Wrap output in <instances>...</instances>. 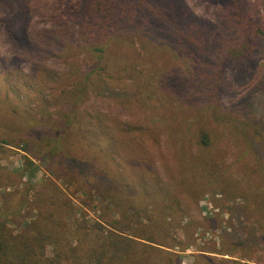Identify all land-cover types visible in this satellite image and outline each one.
<instances>
[{
	"label": "rangeland",
	"instance_id": "obj_1",
	"mask_svg": "<svg viewBox=\"0 0 264 264\" xmlns=\"http://www.w3.org/2000/svg\"><path fill=\"white\" fill-rule=\"evenodd\" d=\"M93 2L0 0V264H264V38L235 59L223 0Z\"/></svg>",
	"mask_w": 264,
	"mask_h": 264
},
{
	"label": "trees",
	"instance_id": "obj_2",
	"mask_svg": "<svg viewBox=\"0 0 264 264\" xmlns=\"http://www.w3.org/2000/svg\"><path fill=\"white\" fill-rule=\"evenodd\" d=\"M105 0H95L94 5L92 6V10L95 11V14H99L102 11V3ZM246 1V6L248 7H255L254 4L250 5L249 2L247 0H223V2H225V4L227 5V10H228V18H237V20L241 23V27H242V33L245 35L244 36V40L241 44L240 47V51L238 52V54L235 56V59L237 58H241L243 56H245L250 49L252 48L253 45V40H255L254 38L258 35H261L264 38V27L263 25L260 23V18H256V15L254 13L253 10H248L247 12L244 11V7H245V2ZM248 2V3H247ZM256 8V7H255ZM68 14H70V16H79V14H81V10H80V5L75 3L73 5H69L67 6V11ZM12 20H14L15 22L19 23L18 29L13 33L14 34V40L16 42L17 39H19L20 41H24V44L26 46L27 49H32L34 51H36V47L30 43V41L26 38L25 36V24L28 18L27 13H25V10L23 9H18L17 12H15V14L11 15L10 18H12ZM112 18L107 19L106 21L103 22L102 24V29H106L108 26V23L110 22ZM96 21V18H92L91 22ZM90 22V23H91ZM115 23H117L116 21H113ZM234 26V25H233ZM95 24L90 26L89 28H94ZM235 27V26H234ZM97 62V61H96ZM99 62H97L91 69L89 74L87 75V79L91 77L92 72L97 71L98 70V66L100 64H98ZM84 87H80L77 88L76 90L70 91L68 92V94L70 95V102L71 105H69L68 110L62 115L61 119L59 122L58 121H54L52 122L51 120H49L48 123L42 124L41 127L42 128H46V129H51L53 130L56 136V142L51 146L50 142L44 137L41 136L40 140L44 143L45 146H51L49 147L48 152L49 153H54L55 151H61L63 150V145H61V140L62 139H67L66 137L71 134L74 133V130H69L71 125L73 124V121L76 120L78 118V110H77V106L79 103L80 98L84 95ZM31 112H33V109H29ZM14 112H15V108H14ZM27 118L32 117L33 115H27ZM28 123H33L32 119H28L27 120ZM202 136V140L206 139V133L202 132L201 134ZM96 141V139H95ZM2 142L8 145H11L12 141L7 140V139H2ZM39 161H43L44 160V156H38ZM27 170H28V176L31 179L35 172H36V164H34L32 162V160L27 159ZM258 222V221H257ZM150 239V238H149ZM148 241H152V238ZM40 251V247H36V262L38 259V256H43L42 253L39 252ZM6 249L4 244L0 241V258L4 255H6ZM22 258V257H21ZM27 260H31V253L28 252V255H26ZM199 263L200 264H210L205 256H198ZM33 260V258H32ZM225 264V262H224ZM226 264H242L240 261L238 260H228Z\"/></svg>",
	"mask_w": 264,
	"mask_h": 264
}]
</instances>
